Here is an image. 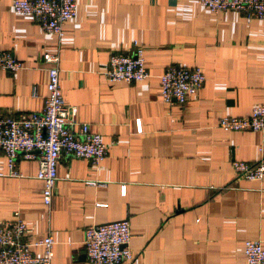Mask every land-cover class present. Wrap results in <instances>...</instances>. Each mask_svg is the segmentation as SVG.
<instances>
[{
	"label": "crops",
	"instance_id": "obj_1",
	"mask_svg": "<svg viewBox=\"0 0 264 264\" xmlns=\"http://www.w3.org/2000/svg\"><path fill=\"white\" fill-rule=\"evenodd\" d=\"M73 2L57 39L0 0V52L21 63L0 72V118L42 109V55L57 54L63 101L100 136L105 157L92 166L62 156L45 207L36 161L19 160L20 177L9 178L0 153V223L17 213L27 238L48 235L51 264H89L85 228L124 220L132 264H244L245 241L264 249V179H239L229 163L264 159V133L223 132L216 120L264 106V23L209 13L196 0ZM133 42L148 78L107 82L109 55L131 54ZM172 66L197 67L205 81L195 98L167 106L158 78Z\"/></svg>",
	"mask_w": 264,
	"mask_h": 264
},
{
	"label": "built area",
	"instance_id": "obj_2",
	"mask_svg": "<svg viewBox=\"0 0 264 264\" xmlns=\"http://www.w3.org/2000/svg\"><path fill=\"white\" fill-rule=\"evenodd\" d=\"M209 13H239L246 20L264 23V0H196ZM15 15L29 17L39 29L60 39L63 25L75 17L73 0H10ZM131 54L111 53L101 76L109 82L130 84L148 78L144 67L143 50L134 42ZM58 55L43 54L42 64L46 72V95L39 112L20 113L0 118V153L5 158L6 176L19 178L17 162L36 161L35 179L42 184L41 202L48 207L55 189L56 167L60 158L81 159L97 166L105 157L106 146L100 136L91 133L86 124L75 119L76 110L67 106L62 98ZM21 63L9 53L0 52V72L15 73ZM160 102L170 106L182 105L195 98L205 81L197 67H169L158 78ZM32 96L35 90L32 89ZM216 127L223 132L264 133V106H254L248 116L220 117ZM75 128V131H73ZM138 121L136 132L139 133ZM229 167L233 174L248 182L264 179V159L255 164L232 161ZM124 191L121 189V194ZM13 220L0 223V264H51V238L46 235L39 240L26 237L27 227L13 214ZM127 221L109 222L88 226L83 232V250L89 264H132V253ZM40 248L35 256L32 249ZM244 264H264V249L259 241L243 243Z\"/></svg>",
	"mask_w": 264,
	"mask_h": 264
}]
</instances>
